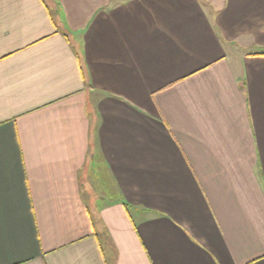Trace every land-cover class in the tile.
<instances>
[{"label": "crops", "instance_id": "0c3cea01", "mask_svg": "<svg viewBox=\"0 0 264 264\" xmlns=\"http://www.w3.org/2000/svg\"><path fill=\"white\" fill-rule=\"evenodd\" d=\"M0 264H264V0H0Z\"/></svg>", "mask_w": 264, "mask_h": 264}, {"label": "trees", "instance_id": "16d2710c", "mask_svg": "<svg viewBox=\"0 0 264 264\" xmlns=\"http://www.w3.org/2000/svg\"><path fill=\"white\" fill-rule=\"evenodd\" d=\"M124 207L126 208L128 215L131 216V214L134 212L133 210H131V207L127 204H124Z\"/></svg>", "mask_w": 264, "mask_h": 264}]
</instances>
